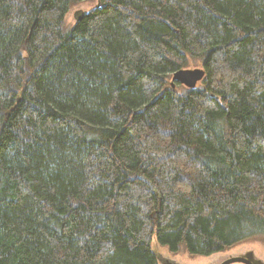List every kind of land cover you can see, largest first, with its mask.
I'll return each mask as SVG.
<instances>
[{
  "label": "trees",
  "instance_id": "16d2710c",
  "mask_svg": "<svg viewBox=\"0 0 264 264\" xmlns=\"http://www.w3.org/2000/svg\"><path fill=\"white\" fill-rule=\"evenodd\" d=\"M84 1L0 0V264L264 241V0Z\"/></svg>",
  "mask_w": 264,
  "mask_h": 264
},
{
  "label": "rangeland",
  "instance_id": "374dc122",
  "mask_svg": "<svg viewBox=\"0 0 264 264\" xmlns=\"http://www.w3.org/2000/svg\"><path fill=\"white\" fill-rule=\"evenodd\" d=\"M99 0H87L72 6L65 16L66 26L72 27L76 18L81 13H87L97 7ZM201 68L194 66L188 69ZM171 81V79H170ZM152 251L156 255L158 264H220L230 257H246L250 254L252 260L257 264H264V241L251 240L240 243L232 249L224 252L213 253L208 256H189L186 251L181 249L177 254H172L167 247L160 246L155 237L152 239ZM241 264V263H234Z\"/></svg>",
  "mask_w": 264,
  "mask_h": 264
},
{
  "label": "water",
  "instance_id": "95a60500",
  "mask_svg": "<svg viewBox=\"0 0 264 264\" xmlns=\"http://www.w3.org/2000/svg\"><path fill=\"white\" fill-rule=\"evenodd\" d=\"M98 4V8H99ZM80 18L83 16L81 13ZM205 71L201 68H194V69H179L173 72L171 77V86L173 87L175 83H179L184 85L188 88L196 87V84L204 78ZM234 263H241V264H257L252 260V256L250 254L246 255V257H230L227 260L221 262L220 264H234Z\"/></svg>",
  "mask_w": 264,
  "mask_h": 264
}]
</instances>
